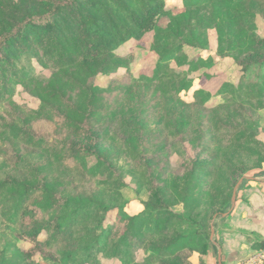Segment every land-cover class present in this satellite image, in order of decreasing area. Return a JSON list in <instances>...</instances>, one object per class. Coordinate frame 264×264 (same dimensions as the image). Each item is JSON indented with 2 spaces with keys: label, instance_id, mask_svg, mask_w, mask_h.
Returning <instances> with one entry per match:
<instances>
[{
  "label": "rangeland",
  "instance_id": "1",
  "mask_svg": "<svg viewBox=\"0 0 264 264\" xmlns=\"http://www.w3.org/2000/svg\"><path fill=\"white\" fill-rule=\"evenodd\" d=\"M241 1L242 7L230 8L224 0H168L170 17L164 26L175 28L179 36L174 40L164 39L159 34H153V37L169 42V49L183 43L195 45L192 58L203 54L204 58L210 59L205 61L203 70L190 76L194 86L179 96L173 95L171 90L165 92L156 86L145 85L136 87L132 93L128 88L101 93L111 107L91 119L90 132L74 134L62 129L61 116L69 113L68 106L80 103L82 89L102 91L114 83L128 81L130 84V71L121 67L112 74L101 76L96 71L84 73L75 66H68L59 73H67L68 79L64 78L62 83L66 84L64 92L69 103L50 100L52 107L43 110L38 95L43 93L58 71L41 66L33 56L22 58L20 68L30 73L31 83L28 87H14L13 105L0 102V150L12 153L8 159L0 156V181L14 175L24 177L22 173L33 166L43 168L42 177L48 175L44 165L54 160L43 159L36 148L27 144L11 142L13 136L9 135L14 128L23 126L33 111L38 117L28 123V128L40 135L66 139L67 143H79L89 138L101 142L102 152L112 165L111 170L104 168L96 177L85 175L81 168L73 167L76 162L69 155L68 164L55 165L49 181L57 180L55 190L58 195L93 196L109 206L111 225L108 227L113 229L112 236L126 232L129 222L148 211L147 203L156 196V203L162 208L160 211L164 213L168 207L182 216L166 238L136 240L133 254L124 255L121 259L107 258L96 250L95 257L85 264H219L220 250L222 264H225V241L232 246L240 242L254 251L239 264H248L253 256L264 254V236L253 231L254 217L250 218L264 217V96L241 100L214 97L210 106H201L195 100L196 91L204 85L211 92L215 91L220 85L216 81L220 76L229 79L237 74L239 79L242 70L237 62L259 48L257 43L264 40V0ZM131 49L132 43L121 52L128 54ZM224 57L233 58L225 61ZM158 59L144 63L142 68L146 69ZM169 62L175 66L173 61ZM220 62L223 64L221 73H213L202 81L196 79ZM144 93L147 94L145 98L141 97ZM215 123H219L222 129L217 130ZM5 126H9L7 132L3 130ZM5 138L11 141L5 142ZM205 161L214 164L199 168L197 163ZM88 162L89 166L97 163L95 158ZM241 167L246 172L233 181L230 172ZM194 176L197 178L190 192L188 181ZM238 185L233 208V194ZM196 188L198 190L193 192ZM160 191L164 197L169 195V201L162 203L163 199L158 195ZM97 225L92 221L74 223L69 237L61 238L53 249L47 246V237H42L43 254L35 255L34 262L29 260L28 263H22L11 251L20 243L11 231L18 234L21 226L12 229L0 226V262L6 254L13 262L21 264H61L57 259L61 258L58 253L63 246L78 240L81 248L82 244L93 240L94 235H86ZM150 225L154 227L151 223L146 227ZM198 229L201 238L188 241L185 249L177 252L176 256L158 257V247L175 243ZM212 229L215 231L213 239ZM96 232L99 235L102 228ZM143 232L146 233L145 230ZM225 234H228V239ZM20 239L22 249L34 246L28 237ZM253 264H264V260Z\"/></svg>",
  "mask_w": 264,
  "mask_h": 264
},
{
  "label": "trees",
  "instance_id": "2",
  "mask_svg": "<svg viewBox=\"0 0 264 264\" xmlns=\"http://www.w3.org/2000/svg\"><path fill=\"white\" fill-rule=\"evenodd\" d=\"M235 1L224 0V4L230 8L243 6L241 0ZM170 7L168 0H0V102L13 105L14 87H28L31 83L30 73L20 68L24 56H33L41 66H49L58 71L43 93L38 95L43 110L52 107L50 100L69 103L64 92L66 84L62 83L64 78L68 79L67 73H59L68 66H75L84 73L96 71L101 76L112 74L116 69L124 67L132 74L130 84L128 81L114 83L102 91L82 89L80 103L68 106L69 113L61 116L60 127L74 134L90 132L91 119L111 107L110 102L101 96L103 92L128 88L129 93H132L136 87L142 85L156 86L158 90L165 92L171 90L176 96L187 92L194 86L190 76L203 70L205 61L210 58H204L203 54L192 58L195 45L177 43V47L169 49V42L153 37V34H159L164 39L174 40L179 36L175 28L164 26L170 17L167 13ZM130 43L131 51L123 54L121 50ZM257 45L259 48L237 62L242 70L239 79L237 74L229 79L220 76L216 80L220 85L215 91L211 92L204 85L196 91L195 100L201 106H210L214 97L226 100L233 97L240 100L263 97L264 40H260ZM154 58L159 59L146 69L142 68L144 63ZM232 58L224 57L223 60ZM169 61H173L175 66L172 67ZM222 65L221 62L215 64L196 79L202 81L209 79L213 73H221ZM146 96L144 93L141 97ZM37 117L36 112H30L24 125L14 128L9 134L13 136V140H4L27 144L36 148L43 159L47 157L54 160L44 165L48 170L45 177H42L43 168L33 166L22 173L25 174L24 177L14 175L0 181V226L2 229L21 226L18 234L17 231H11L13 236L19 238L18 243L22 242L20 237L26 236L34 244L27 250L22 249L20 243L15 245L11 251L16 258L22 263H28L29 260L34 262L38 254H43L40 240L42 237H47L49 248H56L61 238L69 237L73 230L72 225L78 222L92 221L98 224L86 235H94L93 240L82 244L81 248L78 240H70L72 242L66 243L58 253L61 258L57 261L61 264H85L95 257L96 250L107 258L121 259L124 255L133 254L136 240L144 241L146 237L166 238L171 234L174 229H170L182 216L168 207L164 213L160 211L162 208L156 203L157 196L147 203L148 211L129 222L126 232L114 237L113 229L108 227L111 225L108 217L111 210L109 206L93 196L58 195L55 190L57 180L50 182L49 178L55 165L68 164L69 155L75 159L74 168H81L85 175L92 177L102 173L104 168L111 170L112 165L108 162V156L102 152L99 139L89 138L79 143H67L66 139L40 135L28 128V123ZM218 124L215 123V127L221 130L222 127ZM8 127L5 126L3 130L7 132ZM11 155V151L0 150V156L4 159ZM90 158L96 159L94 166H89ZM213 164L209 161L197 163L202 169ZM245 172L243 167L234 169L230 172V177L237 181ZM196 178L190 177L188 181L190 192ZM197 190L198 188L193 192ZM163 194L161 191L158 194L163 199L162 203L169 201V195L164 197ZM188 204L187 198L186 205ZM148 223L154 227H146ZM98 228H102L99 235L96 232ZM200 232L198 229L175 243L158 247V257L167 259L176 256L177 252L185 249L188 241L197 237L200 239ZM73 245L76 246L72 247ZM0 264L21 263L13 262L12 258L4 254Z\"/></svg>",
  "mask_w": 264,
  "mask_h": 264
},
{
  "label": "crops",
  "instance_id": "3",
  "mask_svg": "<svg viewBox=\"0 0 264 264\" xmlns=\"http://www.w3.org/2000/svg\"><path fill=\"white\" fill-rule=\"evenodd\" d=\"M254 217L252 228H254L253 231H256V233H259L260 235L264 236L262 234L264 232V217L259 218L258 216H250ZM252 222V221H251ZM249 222V223H251ZM250 225V226H251ZM225 236L228 239V234H225ZM229 241H225L224 243V262L225 264H239L241 261H243L246 257L251 255L253 252L252 250L250 251L246 245L236 242L234 243L235 245L232 246L231 244L228 243ZM228 243V244H227Z\"/></svg>",
  "mask_w": 264,
  "mask_h": 264
},
{
  "label": "water",
  "instance_id": "4",
  "mask_svg": "<svg viewBox=\"0 0 264 264\" xmlns=\"http://www.w3.org/2000/svg\"><path fill=\"white\" fill-rule=\"evenodd\" d=\"M239 185L236 187L234 194H233V208L235 207L236 204V199H237V191H238ZM224 216H227V214H224ZM214 229H212V239L214 238ZM219 264H222V251L220 250L219 252Z\"/></svg>",
  "mask_w": 264,
  "mask_h": 264
},
{
  "label": "built area",
  "instance_id": "5",
  "mask_svg": "<svg viewBox=\"0 0 264 264\" xmlns=\"http://www.w3.org/2000/svg\"><path fill=\"white\" fill-rule=\"evenodd\" d=\"M263 260H264V254H262L261 256H255V257L253 256L248 264L262 263Z\"/></svg>",
  "mask_w": 264,
  "mask_h": 264
}]
</instances>
